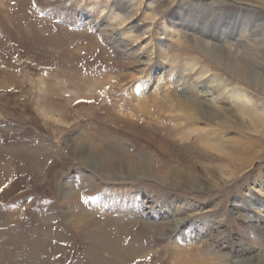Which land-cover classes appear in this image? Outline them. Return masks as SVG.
<instances>
[{
	"label": "rangeland",
	"instance_id": "rangeland-1",
	"mask_svg": "<svg viewBox=\"0 0 264 264\" xmlns=\"http://www.w3.org/2000/svg\"><path fill=\"white\" fill-rule=\"evenodd\" d=\"M115 2L117 20L107 17ZM262 2L0 0V264H264V123L221 87L204 101L207 80L195 76L206 69L264 102L244 76L264 80ZM163 24L177 39L159 42ZM40 78L65 105V125L40 114ZM92 83L94 105L62 93L87 95ZM139 83L144 115L130 95ZM187 96L227 119L166 136L153 117H175L185 133L191 122L173 105ZM209 133L210 145L195 140ZM176 165L186 175L171 176ZM81 209L89 216L77 218Z\"/></svg>",
	"mask_w": 264,
	"mask_h": 264
},
{
	"label": "bare ground",
	"instance_id": "bare-ground-1",
	"mask_svg": "<svg viewBox=\"0 0 264 264\" xmlns=\"http://www.w3.org/2000/svg\"><path fill=\"white\" fill-rule=\"evenodd\" d=\"M118 5H119L118 2L117 3L115 2L110 7L107 17H109V18H111L113 20H117V19L121 18L120 13H122V11H121V8ZM87 7L88 8H92V9H95V8L102 9V6L100 5V3L91 2V1L87 2ZM245 31H250V28L245 29ZM156 33L158 34V40L161 43H164V40H166L167 38L177 39V37H178V34H176L174 32V30H172L171 26H168L167 24L161 25L157 29ZM203 33L205 34L206 32H203ZM201 43L203 44V46L207 50V52H210V54H213L214 56H216L217 60L222 65L227 66V67H231L232 70H233V74L236 75L239 78L241 77V75H239L240 73L238 74V69H237L238 66H233L232 64H230L231 61H228V58H225L224 54H222L220 50H218V52H216V49L213 48L210 44L206 43V41H204V40H201ZM17 54L19 55L20 52L17 53ZM183 66L186 69V71H188V72L192 71V70H196L195 69L196 64L191 59H186ZM18 67H20V66H18ZM208 72H209L208 70L203 69V70H201V71H199V72H197L195 74V76L197 77L198 80H201V81H206L207 80L205 85H204V88L201 90V92L203 93V96L205 97L204 101H208V102L210 101V102L214 103V100L216 98V97L214 98V95L216 94L215 90H217L218 88L221 87V89H223V91H225L228 94V97L231 100L232 106L238 108L241 111H244V110L251 111V114L253 113V116H254L253 119L261 120L264 123V102L263 101L262 102L258 101L254 94H252L248 89L243 88L242 86H239L238 84H234V87H231L232 83L229 84L228 81L225 80V78L222 77V76H219V75L215 74V75L210 76L209 79H207L208 76H205V77L202 76L204 73H208ZM200 76H201V78H200ZM244 76H246V79L249 81V83L251 82V84L253 83L256 86H259V87H261L264 90V80L262 78H259V80H257V78L255 76H251L250 74H245ZM11 84H13V83L11 82ZM37 84L39 85V88H38V94H37V98H36V102H37L36 104H37V108H38L40 114L45 116L48 119L54 120L59 125H63V124L65 125V123L61 120V115H60L61 112L59 111V110L62 109L61 106H65V105L64 104H59L58 102L51 101L49 99L50 97L57 96L58 94L52 92L53 90H51V87L47 84V80H45L43 78H40L38 80ZM87 88L88 89H85V90H86V92L89 95L88 94L84 95L85 93L83 92L82 88L79 89L78 87H77V89H71V88L68 89V87L67 88H63L62 89V93H66V92L71 93L73 95L72 96L73 100H77V99H80L82 97H87V98L91 99L92 103L96 102L98 97L93 95L98 89V87L96 86V83H92ZM141 90H142V83H139L137 85L136 89L133 90L132 92H130V95L132 96V100L135 103L134 104L135 105L134 110L136 111V115H139V114H143L144 115L145 113H150L151 112L150 106L145 104L143 102V100H142L141 96H143V94L141 93ZM262 92H264V91H262ZM211 97H213V99ZM93 105H94V103H93ZM173 106L174 107H176V106L179 107L180 112L182 113V116L184 115L183 117L189 119L190 122H191L188 125L187 130H185L186 131L185 133L183 132L184 131L183 122L182 121L180 122L175 117H172V116L168 115L169 117H167L165 120H163V119L159 120V117L157 116V117H153V120H155L157 122L158 130L166 129V136H170V137L171 136H175V137L176 136H180L179 137L180 140H184L187 137L191 138V135L193 133H199L202 130L204 131V128L201 127L202 125L200 126V122H199L200 119H203L209 125H213L214 123L216 124L217 123L216 122L217 119H219V120L221 119L222 121L227 119V116H226V114L223 111H220V110L213 111L211 109L212 107L209 108V109H206V107H208L206 105V103L204 104L203 101L190 100V98H188V96L176 100V103ZM158 108H160V107H158ZM56 111H58L60 113H56ZM130 113H132V112H130ZM167 120H168V122H167L168 124H166ZM249 121H251V120H249ZM211 133L207 134L206 137H204V138H203L202 135H199L201 137H199V138L197 137V138H195V140L199 139L198 141H201V143H203L205 145L206 144L210 145L211 142L209 140H211V139H209V137H211L210 136ZM214 138H216V137H214ZM214 140H216V139H214ZM117 152H118V150H114V153H117ZM128 161H129V159H128ZM130 163L133 164V168H134L135 171H140V168L142 166H144V165L148 166L149 172H153L154 171V167H152L151 164L148 163L147 160H143V159L142 160H137L136 159V160H134V162L131 161ZM178 165H180V163ZM189 165L185 164L186 168H191L192 169L193 167L189 166ZM187 166H189V167H187ZM182 170H180V168L177 167V165L176 166H171V168L169 169V171L171 172L170 173L171 176L173 174H175V175L178 174V175H181V176L186 175L185 172H188V171H186L185 169L183 171ZM263 188H264V186L261 185V188L258 189L261 192V194H264ZM78 203L81 205V202L79 200H78ZM88 216H89L88 212L87 211H83L82 209H81V211L79 210V212L77 214V218H80V219H83V218L88 217ZM183 262H184L183 264H191V263H193L192 261H190V259H186ZM215 264H219V263L217 262ZM223 264H227V262L225 263L223 261Z\"/></svg>",
	"mask_w": 264,
	"mask_h": 264
}]
</instances>
